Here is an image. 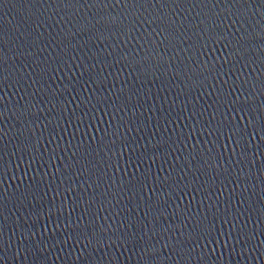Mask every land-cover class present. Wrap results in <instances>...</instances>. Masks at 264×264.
Wrapping results in <instances>:
<instances>
[{
	"label": "water",
	"instance_id": "obj_1",
	"mask_svg": "<svg viewBox=\"0 0 264 264\" xmlns=\"http://www.w3.org/2000/svg\"><path fill=\"white\" fill-rule=\"evenodd\" d=\"M0 264H264V0H0Z\"/></svg>",
	"mask_w": 264,
	"mask_h": 264
}]
</instances>
